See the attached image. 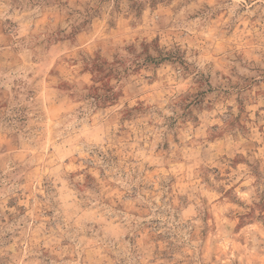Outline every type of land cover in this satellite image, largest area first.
<instances>
[{"label": "rangeland", "instance_id": "1", "mask_svg": "<svg viewBox=\"0 0 264 264\" xmlns=\"http://www.w3.org/2000/svg\"><path fill=\"white\" fill-rule=\"evenodd\" d=\"M0 264H264V0H0Z\"/></svg>", "mask_w": 264, "mask_h": 264}]
</instances>
